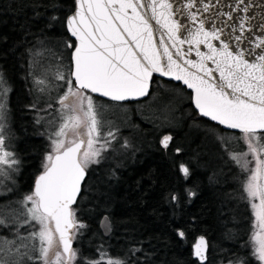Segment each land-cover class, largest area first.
<instances>
[{"label": "snow or ice", "instance_id": "snow-or-ice-1", "mask_svg": "<svg viewBox=\"0 0 264 264\" xmlns=\"http://www.w3.org/2000/svg\"><path fill=\"white\" fill-rule=\"evenodd\" d=\"M75 6L66 19L67 30L75 38L66 42L72 49L71 67L67 74L59 70L56 74V80L66 86L57 100L64 122L54 134L52 152L45 156L32 192L17 201L23 211L0 208V228L13 234L12 239L0 236V264H81L72 241L86 225L78 221L72 206L83 198L89 166L101 162L102 152L111 144L108 137L115 136L110 131L102 137L98 111L84 90L117 102L136 99L148 94L155 72L191 89L199 115L242 134L247 151L232 153L231 158L250 173L243 192L253 216L252 255L264 264V16L254 25L251 15L254 7H264V0H75ZM193 48L195 60L188 58ZM0 95H6V90ZM77 102L83 119L76 114ZM68 109L73 115H64ZM3 111L0 102V119ZM82 125L81 133L77 130ZM69 131L76 139L68 138ZM84 137L87 148L81 152ZM172 141L173 136L165 134L160 147L168 150ZM249 155L255 161L251 169ZM18 163L0 134V176H7V170ZM179 171L185 178L190 175L183 163ZM170 199L178 198L173 194ZM36 225V230L20 231ZM101 226L105 234L112 231L108 216ZM177 235L185 238L182 229H177ZM150 243L133 236L123 258L111 257L101 248L99 259L85 257L82 264H151L146 247ZM209 250L208 240L199 236L192 245L195 264H208Z\"/></svg>", "mask_w": 264, "mask_h": 264}, {"label": "trees", "instance_id": "trees-1", "mask_svg": "<svg viewBox=\"0 0 264 264\" xmlns=\"http://www.w3.org/2000/svg\"><path fill=\"white\" fill-rule=\"evenodd\" d=\"M72 10L73 0H0V92L6 90V95H1L3 112L9 116L10 131L18 141L16 156L25 163L27 194L32 192L34 177L43 170L47 153V138L40 133L43 117L37 109L54 105L58 95L52 101H40L41 85L36 83L38 77L32 63L37 61L44 43L66 46L71 41L64 20ZM53 15L55 20L51 19ZM57 71H51L50 81L60 85ZM152 97L167 105L170 123L159 131L154 151L133 165L128 161L124 169L114 173L116 180L106 185L87 170L83 198H78L73 206L78 221L86 225L73 239L81 264L85 257L99 259L97 250L101 248L111 257L123 258L133 236L151 241L146 245L151 264H195L190 246L199 235L210 244L208 264H227L228 260L233 264L241 260L244 264H258L250 243L252 211L243 192L250 173L231 158L232 153L247 151L242 134L225 131L201 118L183 87L156 77H152L145 99L126 103L132 109L134 124L144 129L155 131L146 115H142L143 106ZM173 122L178 125L175 129ZM164 134L173 136L168 150L159 144V137ZM215 135L222 136L223 142L210 151L211 137ZM227 135L232 140L226 141ZM191 138L196 140L192 142ZM195 153L206 155V160L195 163L191 155ZM181 163L190 169L187 178L179 171ZM250 165L251 161L249 169ZM190 192L195 195L190 197ZM173 194L178 198L175 202L170 199ZM102 215L108 216L112 224L106 238L97 226ZM177 229L185 232L184 239L177 235Z\"/></svg>", "mask_w": 264, "mask_h": 264}, {"label": "rangeland", "instance_id": "rangeland-1", "mask_svg": "<svg viewBox=\"0 0 264 264\" xmlns=\"http://www.w3.org/2000/svg\"><path fill=\"white\" fill-rule=\"evenodd\" d=\"M40 49L41 51H39L37 55V61L32 63V65L35 64L34 74L37 75L38 79H44L46 81L44 85H41L43 91H41L42 96L40 101H52L55 99V94H58L53 105V112H46V110L48 109L47 107L37 109L38 115H42V122L45 123V126H42L41 134H45L44 136L47 138L45 142L47 153H44V155L46 156L47 154L52 152V140L56 139L54 134L59 130L60 125L64 122L62 118L61 105L57 103V100L59 96L66 90V86L62 84V82L60 85H57L54 82L50 81V73L51 71L59 70L64 71L65 74H67L69 48H67L63 44L56 43L55 45H52L48 42L41 45ZM62 85L63 87L60 88V90H62L59 91V86ZM85 96L88 97L89 95L85 93ZM91 98L94 105L96 106L99 118L101 119L102 137H105L110 131L115 134L114 138L108 137V139H111V144L106 152H102L101 162L99 164L90 165L88 168V170L92 172L95 177H100L98 180L99 183L106 185L110 181L113 182L116 180L114 173L116 172V170L124 169L125 164L128 161H132L133 165L135 164V162L141 160L144 157H147V155H150V153L154 151V141H157V135L159 131L170 126V123L168 121L169 109L165 103H161L160 100H156L154 97H152L150 101L143 106L144 108H142V115H146V120L149 125H154L155 131H153L152 128L144 129L139 125L134 124V122L132 121V109L126 103H113L95 99L93 97ZM0 102L4 103L1 99V95ZM84 106L86 109L87 100L84 101ZM76 107V114L80 115L81 119H83L82 113L79 112L78 102ZM63 111L64 115L66 116L73 115L71 109ZM44 112L46 113L43 115ZM0 123H3V131L0 134L5 137L8 149L14 153V158L18 160L15 152L18 146V141L17 138H15V135L12 136V132L10 131V118L7 113H2V119H0ZM176 125L177 124L173 122L171 126L175 129ZM84 130V126L82 125L81 128L77 131L82 133L84 132ZM162 136L159 137V141ZM75 137L76 136L73 132H68V138L75 139ZM204 138L206 139L205 136ZM86 139L87 138L84 137L85 143L81 152H83L87 148ZM211 139V144L209 146L210 151L219 143L223 142L222 136L219 137L215 135L212 136ZM190 140L193 142L196 139L191 138ZM225 140H232V136L227 135ZM96 147H99V144H97ZM197 149L202 148L198 146ZM191 155L195 163H201L202 161L206 160V155L203 156L202 153H195L194 155ZM247 160L252 162V166L250 165L251 168L255 167V161L251 156ZM18 161V164L7 170V176H0V208L10 206L11 208L20 209V211H23L17 201H22L24 196L27 195L28 182L25 178V163H23L22 158H20V160ZM9 189L11 191H9ZM38 227V225H36L34 228L26 226L25 228H21L20 231L22 233H26L27 231L36 230ZM0 229H2L0 230V236L2 232H4L5 235L2 237L7 239L13 238L12 232H10L7 228Z\"/></svg>", "mask_w": 264, "mask_h": 264}, {"label": "water", "instance_id": "water-1", "mask_svg": "<svg viewBox=\"0 0 264 264\" xmlns=\"http://www.w3.org/2000/svg\"><path fill=\"white\" fill-rule=\"evenodd\" d=\"M260 2H261V0H255V3H260ZM75 10H76L75 0H73V10H72V12H71L69 15H67V17L70 16V15H72V14H74ZM251 15H252V16H255V20L253 21V24H254V25L258 24V23L260 22V17H261V16H264V7H261V8H255V7H254V8L252 9V11H251ZM67 17H66L65 20H64V29H65V32H66L67 36L69 37V39H70L72 42H75V38L72 37V36L70 35V33L68 32V30H67V25H66V19H67ZM159 38H160V37H159V34H157V36H156V40L158 41ZM214 43H215V42H214ZM183 47H184L185 49H188V48H189V46H188L187 44H185ZM200 47H201V50H202V51H205V52L207 51V49H206L203 45H201ZM161 51H162V50H161ZM71 52H72V49L70 50V53H69V63H70V67H71V55H70ZM173 52H174V49H173ZM188 58H189V59H193V60L196 59L194 48L192 49V55L189 56ZM177 59H179V58H177ZM165 62H166V61H165ZM180 62L182 63V61H180ZM152 77H156V78H159V79H162V80H165V81H170V82H173V83L179 84L181 87H183V88H184V89L190 94V104H191L192 108L194 109V111L197 113L198 116H200L201 118L206 119V120L210 121L211 123H213V124L219 126L221 129H223V130H225V131H230V132L240 133V132H239L238 130H236V129H229V128H226V127H224L223 125H220V124H218L217 122L210 120L208 117H204V116L199 115V112H198V110L196 109V107H195V105H194V103H193V100H192V96H193V92H192V90L189 89L186 85H184L181 81H177V80L171 79V78L168 77V76H161L158 72L153 73V74H152ZM151 79H152V78H151ZM150 83H151V81H150ZM149 90H150V84H149L148 93H149ZM84 92L89 93L90 95H92V96L95 97V98H98V99H101V100H103V101H107V102H113V103H131V102H137V101H141V100L145 99V98L147 97V95H148V94H147V95H145V96H141V97H138V98H136V99H128V100H124V101H119V102H117V101H112V100L108 99L107 97L100 96L98 93H92V92H90V91H88V90H84ZM75 139H76V138H75ZM83 147H84V144H83L82 147H81V151H82ZM42 171H43V170H42ZM42 171H40V172L34 177V179H33V181H32L31 191H32L33 188H34V183H35V180H36L37 176L40 175ZM82 185H83V184H82ZM73 206H74V205H73ZM73 206H72V207H73ZM104 216H106V215H102V216L99 218L97 226H98V229H99L101 235H102L104 238H106V237L109 236L110 233L105 234V229L102 228V226H101V220L103 219ZM199 236H201V235H199ZM199 236H196V237L194 238V240H193V242H192V244H191V246H190V254H191V258H192L193 260H194V258H193V256H192V245L195 243L196 239H197ZM72 244H73V241H72Z\"/></svg>", "mask_w": 264, "mask_h": 264}, {"label": "flooded vegetation", "instance_id": "flooded-vegetation-1", "mask_svg": "<svg viewBox=\"0 0 264 264\" xmlns=\"http://www.w3.org/2000/svg\"><path fill=\"white\" fill-rule=\"evenodd\" d=\"M69 68H70V63H69ZM91 97H93V96H91ZM51 105V104H50ZM59 106V105H58ZM60 107V106H59ZM48 109L46 110L47 112H53V110H54V107H53V105H51L50 107L48 106L47 107ZM56 112V111H55ZM36 115V114H35ZM57 115H58V113H57ZM37 116V115H36ZM35 116V117H36ZM39 122L40 121H38L37 119H36V122H35V124L37 125V126H39L40 124L44 127L45 126V123H43V122H40V124H39ZM34 124V123H33ZM42 126H41V128L40 129H42ZM40 133H42V131H40ZM45 133V132H44ZM76 138V137H75Z\"/></svg>", "mask_w": 264, "mask_h": 264}]
</instances>
